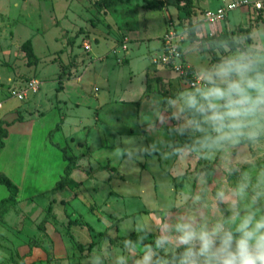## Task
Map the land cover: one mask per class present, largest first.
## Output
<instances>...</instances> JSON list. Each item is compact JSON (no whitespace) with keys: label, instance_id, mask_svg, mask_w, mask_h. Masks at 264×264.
Instances as JSON below:
<instances>
[{"label":"rangeland","instance_id":"374dc122","mask_svg":"<svg viewBox=\"0 0 264 264\" xmlns=\"http://www.w3.org/2000/svg\"><path fill=\"white\" fill-rule=\"evenodd\" d=\"M176 1L0 0V123L8 134L4 120L25 123L0 150V171L20 188L17 204L5 213L0 204V264H88L104 248L111 250L107 264H114L122 241L137 239V225L155 219L153 213L176 205L173 212L192 214L183 205L200 188L197 173H211L209 198L235 182L219 158L163 160L153 152L127 162L111 156L132 142H158L143 119L150 114L147 100L199 83L194 66L218 55L209 48L201 57L203 42L264 26V0H193L195 18L205 25L194 39L193 21ZM230 2L238 6L224 20L208 22L207 11ZM167 40L178 55L165 61ZM174 123L165 126V139L185 142L168 135ZM60 146L74 161L65 182L76 187L56 188L69 162ZM234 153L232 162L250 175L264 169V148L242 145ZM8 195L0 183V200Z\"/></svg>","mask_w":264,"mask_h":264},{"label":"clouds","instance_id":"9594fccd","mask_svg":"<svg viewBox=\"0 0 264 264\" xmlns=\"http://www.w3.org/2000/svg\"><path fill=\"white\" fill-rule=\"evenodd\" d=\"M196 28L204 31L205 25ZM209 44L218 55L194 66L198 84L147 100L150 114L143 119L158 142L146 147L132 142L116 147L111 156L127 162L153 152L163 160L219 158L223 174L235 182L227 189L215 188L209 198L211 173H197L200 188L190 191L183 205L192 214L173 212L176 205L153 213L155 219L137 225L136 240L122 241L114 264H264V169L252 176L232 162L242 145L264 148V26L205 41L197 49L201 57ZM170 121L175 123L168 135L187 137L185 142L165 139ZM241 160L248 163L247 157ZM110 255L109 248L100 249L88 264H107Z\"/></svg>","mask_w":264,"mask_h":264},{"label":"trees","instance_id":"16d2710c","mask_svg":"<svg viewBox=\"0 0 264 264\" xmlns=\"http://www.w3.org/2000/svg\"><path fill=\"white\" fill-rule=\"evenodd\" d=\"M176 2H177V7L179 9L183 10L188 16H190L191 20L193 21V26H192L193 31H191V36L194 39H198L199 38L198 37V33H199L200 30L198 28H196V26L199 23H202V21H198L195 18L196 9H195V5H194V1L193 0H177ZM206 41H209V40H206ZM209 46L210 47H208L207 49L212 48L210 44H209ZM206 47H207V45H206ZM24 48L28 52V54L30 56L34 55L32 47H31L29 42H27L24 45ZM61 88H62V83H60V86L58 87V89L62 90ZM18 121L22 122L23 118L18 117V118L14 119L11 122L10 121H6V120H4L3 122L7 126H11V125H13L14 123H16ZM60 123H61V121H59L56 124V126L54 127V129H52L49 132V136L50 137H52L55 132L60 130ZM8 135H9L8 134V128L7 127H3V125L0 123V149L5 147V140L4 139L7 138ZM60 149L63 152V159L65 161L69 160V162L66 164V167H65V175L61 179H59L57 181L56 188H64L66 185H69L71 187H76L78 185V183L73 181L72 179H69L68 184L65 182V179H68V176H69V174L71 172V169H72V166L74 164V161L72 159H69V157L67 156L66 147L65 146H63V147L60 146ZM0 183L2 185H5L7 187V189H8V191H9V195L7 197L3 198L2 200H0V204H2L4 206V213H5V212H7L9 210V208H11L15 204H17V202H18V194L20 192V188L7 174H5L4 172H1V171H0ZM126 238L131 239V240H136V239H132L133 235L129 236V237H126ZM150 243H151V241L147 242L146 244H150ZM79 247L83 248L82 245H79Z\"/></svg>","mask_w":264,"mask_h":264},{"label":"built area","instance_id":"2783aa9c","mask_svg":"<svg viewBox=\"0 0 264 264\" xmlns=\"http://www.w3.org/2000/svg\"><path fill=\"white\" fill-rule=\"evenodd\" d=\"M237 6H238V3L230 2L227 5H223L221 7H218L217 9H215L213 11L209 10L206 13V19L211 24L216 23V21L219 22L221 20H224L225 17L227 16L228 12L232 9H235ZM176 54L178 55L176 48L171 47L170 40H167L166 51L162 55L163 56L162 59L167 61L170 58L174 57Z\"/></svg>","mask_w":264,"mask_h":264},{"label":"crops","instance_id":"0c3cea01","mask_svg":"<svg viewBox=\"0 0 264 264\" xmlns=\"http://www.w3.org/2000/svg\"><path fill=\"white\" fill-rule=\"evenodd\" d=\"M13 115L11 114L10 116H8V118H10V117H12ZM15 119V118H14ZM14 119H12V120H9L10 122L11 121H13ZM6 121H7V119H6ZM13 126V127H12ZM25 126V123H24V120L22 121V122H16V123H14L13 125H11L10 126V130H11V132H10V134H9V136H8V141L10 140V137H11V135H12V131H14L15 129V133H16V137L18 138V136H19V133H20V130L22 129V127H24ZM32 126V125H31ZM29 128H31V127H29ZM12 129H14V130H12ZM22 133V132H21ZM8 145V142L5 144V147ZM4 147V148H5ZM3 149V148H2ZM1 150V149H0Z\"/></svg>","mask_w":264,"mask_h":264}]
</instances>
